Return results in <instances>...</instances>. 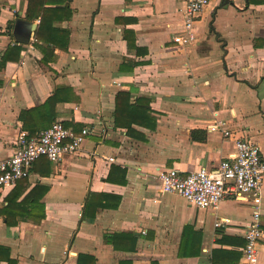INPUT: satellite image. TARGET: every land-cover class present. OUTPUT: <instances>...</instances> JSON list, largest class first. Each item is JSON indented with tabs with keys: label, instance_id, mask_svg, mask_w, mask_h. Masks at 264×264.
<instances>
[{
	"label": "crops",
	"instance_id": "0c3cea01",
	"mask_svg": "<svg viewBox=\"0 0 264 264\" xmlns=\"http://www.w3.org/2000/svg\"><path fill=\"white\" fill-rule=\"evenodd\" d=\"M66 1L72 17L55 23L69 31L66 45L35 36L0 72V159L33 129L34 116L21 117L30 109H40L45 128L59 120L93 133L58 164L41 157L29 178L0 189V264H213L218 248L240 252L244 264L245 244L233 241L245 239L252 200L198 208L162 192L159 174L216 171L235 147L207 128L215 118L264 155V0H212L189 46L172 40L185 0ZM27 8V0H0V26L13 22L10 36L0 35V59ZM29 21L39 29V19ZM119 92L133 104L149 100L150 125L133 122L131 134L116 124ZM53 94L54 110L43 108ZM260 209L264 219V179ZM258 256L264 264V241Z\"/></svg>",
	"mask_w": 264,
	"mask_h": 264
},
{
	"label": "built area",
	"instance_id": "2783aa9c",
	"mask_svg": "<svg viewBox=\"0 0 264 264\" xmlns=\"http://www.w3.org/2000/svg\"><path fill=\"white\" fill-rule=\"evenodd\" d=\"M212 0H185L183 25L172 40L189 46L197 41L198 21L201 12ZM233 123L237 116L231 115ZM207 128L221 131L227 138L233 137L235 150L224 158L216 171L202 167L182 175L177 168H169L159 174L164 193H176L198 208L218 210L226 197L252 200V220L245 227V245L242 248L244 264H258L259 244L264 241V219L260 209L261 186L264 179V155L260 145L246 137H235L231 127L223 120L215 118ZM93 130L83 127L76 132L62 121H54L48 128L31 134L21 130L15 140L13 154L0 159V189L14 186L20 180L29 178L34 163L47 157L58 164L65 155L76 153L85 138ZM114 161L113 157L108 158ZM221 221L216 222L219 226Z\"/></svg>",
	"mask_w": 264,
	"mask_h": 264
},
{
	"label": "trees",
	"instance_id": "16d2710c",
	"mask_svg": "<svg viewBox=\"0 0 264 264\" xmlns=\"http://www.w3.org/2000/svg\"><path fill=\"white\" fill-rule=\"evenodd\" d=\"M28 8L26 12L27 20H40V26L36 33V39L38 41H42L48 47L60 45L65 46L67 39L61 40L65 38L61 33L66 32L68 34L67 29L60 28L55 25L58 20H67L72 17V10L67 3L66 0H27ZM55 21V22H53ZM13 22H9L6 29L0 26V35L7 34L11 35ZM62 36V37H61ZM45 49V48H44ZM24 50V46L22 44H18L16 42L9 45L6 52L0 59V72L6 67L7 63L10 61L18 62L21 60L22 53ZM135 65V63H134ZM133 65V66H134ZM124 66V64H123ZM121 68H124V67ZM130 69V66L128 67ZM1 84V83H0ZM57 94V93H56ZM56 94H53L51 97L47 99L43 108L54 110L55 105L58 101ZM149 100L146 98L138 99L136 104L131 103L130 101V93L129 92H119L116 96V110H115V120L118 126H124L127 128L128 133L134 132L132 127V123L135 122L140 125H150V122L153 121L152 117L149 115ZM40 109L34 108L28 111H25L21 114V117L27 122V116H34L33 125L31 126L33 129L29 130L31 134L38 133L42 130H37L39 127L43 130L45 128L46 119L43 116L39 115ZM25 127H28V123ZM53 123V122H52ZM44 127V128H43ZM48 160V159H47ZM117 203L115 204L117 207L119 203V198L117 199ZM35 211L36 207L33 208ZM34 211V212H35ZM44 211V210H43ZM44 217V213L38 219H42ZM112 236H107L106 240L108 242L112 241ZM237 240L238 238H233ZM236 245H244L245 239L243 241H233ZM241 256L240 252L231 251L223 248H218L213 250V264H236ZM230 258L234 260L231 262Z\"/></svg>",
	"mask_w": 264,
	"mask_h": 264
},
{
	"label": "water",
	"instance_id": "95a60500",
	"mask_svg": "<svg viewBox=\"0 0 264 264\" xmlns=\"http://www.w3.org/2000/svg\"><path fill=\"white\" fill-rule=\"evenodd\" d=\"M38 23L26 19H16L12 35L14 42L18 44L28 45L35 39Z\"/></svg>",
	"mask_w": 264,
	"mask_h": 264
}]
</instances>
